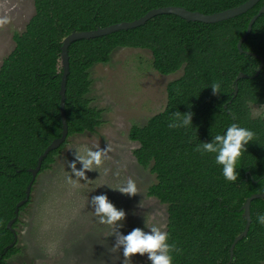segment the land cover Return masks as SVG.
I'll use <instances>...</instances> for the list:
<instances>
[{
	"label": "trees",
	"instance_id": "1",
	"mask_svg": "<svg viewBox=\"0 0 264 264\" xmlns=\"http://www.w3.org/2000/svg\"><path fill=\"white\" fill-rule=\"evenodd\" d=\"M247 1L34 0L33 16L25 30L14 35L15 48L0 67V264H12L9 260L20 253L8 224L27 196L30 169L62 135L63 40L73 32L138 20L158 8L176 6L211 15ZM263 6L261 0L245 14L216 24L158 15L136 29L78 40L69 47L65 101L69 138L101 127L102 111L93 108L88 97L91 70L108 64L118 49L150 51L153 69L164 76L183 72L167 86L164 111L144 126L134 125L129 133L130 140L139 144L134 152L138 164L156 178L148 197L167 205L168 243L179 249L172 253L173 264H227L230 248L246 226L243 205L264 192V119L254 118L251 108L264 106V67L256 76L261 60L246 54L264 60V14L242 44L246 53L237 47ZM240 73L248 77L236 84ZM212 83L220 84L221 93H212ZM178 111L193 113V127H168ZM233 122L256 136L238 160L237 180L230 182L222 176L214 154L196 149ZM67 144L68 140L49 153L39 175L52 167ZM30 203L31 198L19 208L15 230ZM261 213L264 199H256L248 235L236 244L231 264H264V225L256 223Z\"/></svg>",
	"mask_w": 264,
	"mask_h": 264
},
{
	"label": "rangeland",
	"instance_id": "2",
	"mask_svg": "<svg viewBox=\"0 0 264 264\" xmlns=\"http://www.w3.org/2000/svg\"><path fill=\"white\" fill-rule=\"evenodd\" d=\"M35 12L34 0H0V17L10 22L0 26V67L14 50V35L22 33ZM148 50L118 49L108 64L91 70V106L102 111V125L95 133L68 139L55 163L37 176L31 203L21 213L17 226L20 253L12 264H150L147 254L124 259L113 249L115 228L128 234L133 228L150 231L152 226L167 231V205L147 195L156 183L149 169L141 167L134 152L139 144L129 138L131 128L144 126L164 111L167 86L182 70L164 76L153 69ZM254 118L264 119V106L252 105ZM108 147L100 166L86 170L83 178L69 169L77 153ZM80 169L81 164L75 163ZM128 179L136 183L137 194L128 196L115 190ZM107 195L117 209L125 212L116 225L101 224L94 214L91 198Z\"/></svg>",
	"mask_w": 264,
	"mask_h": 264
},
{
	"label": "clouds",
	"instance_id": "3",
	"mask_svg": "<svg viewBox=\"0 0 264 264\" xmlns=\"http://www.w3.org/2000/svg\"><path fill=\"white\" fill-rule=\"evenodd\" d=\"M10 22L7 16L0 17V26L6 25ZM210 88L212 93L218 94L220 92V84L212 83ZM169 128H188L193 127V113L176 112L174 120L168 124ZM256 134L246 127H242L238 122H233L224 130L222 134L211 136L210 141L200 142L197 146V151L201 154H214L215 163L221 167L222 176L230 182H235L239 176L237 170V163L242 153L247 152L246 145L253 142ZM110 149L97 148L96 150H87L85 155L77 153L76 159L69 162L68 167L72 173L83 178L86 170H91L92 167L100 166L102 158L107 156ZM79 162L81 168H75V163ZM115 190L128 196L137 194L136 183L132 179H128L121 186ZM91 204L94 205V214L98 217L101 224L116 225L117 222L123 221L125 212L122 209H117L111 203L107 195L101 194L91 198ZM256 223L264 225V213L256 216ZM123 227L119 224L114 232L115 242L113 249H120L124 259H131L135 254L144 256L147 254V260L150 264H173L174 251H179L174 244L168 243L169 233L163 231L161 227L152 226L148 228L150 231H145L142 228H133L128 234H123L119 228Z\"/></svg>",
	"mask_w": 264,
	"mask_h": 264
},
{
	"label": "water",
	"instance_id": "4",
	"mask_svg": "<svg viewBox=\"0 0 264 264\" xmlns=\"http://www.w3.org/2000/svg\"><path fill=\"white\" fill-rule=\"evenodd\" d=\"M260 1L261 0H248L247 2H245L244 4H242L238 7L231 8V9H228V10H225V11H222L219 13L211 14V15H206V14H203L200 12H192V11H189V10L183 8V7H176V6L163 7V8L151 10L142 18L135 20V21H132V22H122L119 24H114V25L108 26L106 28L97 29L94 31L73 32L72 34L67 36L63 40V44L61 47L62 63H63V75H62L61 88H60V96H61L60 115H61L62 128H63L62 135L60 138L54 140L49 145V147L45 150V152L39 157L37 167L35 169H30V172L32 173V181L28 186L27 196H26L25 200L21 201L17 205V209L15 211L16 218L11 220L8 224V229H10L15 234V243L18 242V234H17L16 230L13 228V225H14L15 221L19 218V208L22 207L24 204H26L31 198L32 187H33L34 182L37 179V176L39 175L43 160L49 155L50 152L59 149L69 139V137H68L69 128H68V120H67V115H66L65 101H66L67 79H68V76L70 74V57H69V51L68 50H69V47L71 46L72 43H74L75 41H78V40H82V39L90 40V39H95V38H99V37H103V36H108V35H111L113 33L119 32V31H127V30L136 29L140 26L145 25L149 20H151L152 18H154L158 15L171 14V15L178 16V17L186 20L187 22H201V23H205V24H216V23L227 21V20H230V19H233V18H236L240 15L245 14L250 9L255 7ZM263 14H264V6L259 10L258 14L255 15L250 20L246 33L239 40L238 45H237L240 53H246L242 49V44L247 39V37L251 34L253 25L256 22V20ZM246 54L253 56V57H256V58H259L261 60V63L259 65V68H258L257 73H256V76H258L259 73L261 72L262 68L264 67V60L260 56L255 55L253 53H246ZM247 77H248L247 75L240 73L238 75V77L236 78V84L241 79H244ZM237 92H238V85H236V87H235V95L237 94ZM256 199H264V192L261 194L252 195L250 198H248L246 200L245 204L243 205L242 209L244 210V217L246 219V226H245L244 231L239 236H237L235 238V240H234V242L230 248V259H229V262L227 264H231L233 261L234 249H235L236 244L248 235V232H249V229L251 226V204ZM12 246H14V245H11L10 247H12Z\"/></svg>",
	"mask_w": 264,
	"mask_h": 264
}]
</instances>
